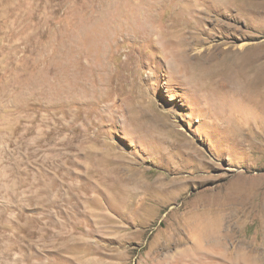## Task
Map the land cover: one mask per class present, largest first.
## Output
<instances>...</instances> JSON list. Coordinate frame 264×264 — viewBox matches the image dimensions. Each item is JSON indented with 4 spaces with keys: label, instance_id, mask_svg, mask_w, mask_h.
<instances>
[{
    "label": "rangeland",
    "instance_id": "obj_1",
    "mask_svg": "<svg viewBox=\"0 0 264 264\" xmlns=\"http://www.w3.org/2000/svg\"><path fill=\"white\" fill-rule=\"evenodd\" d=\"M236 1L0 0V264H264V99L176 66L264 40Z\"/></svg>",
    "mask_w": 264,
    "mask_h": 264
},
{
    "label": "bare ground",
    "instance_id": "obj_2",
    "mask_svg": "<svg viewBox=\"0 0 264 264\" xmlns=\"http://www.w3.org/2000/svg\"><path fill=\"white\" fill-rule=\"evenodd\" d=\"M236 2H239V0ZM240 6L236 3L226 7L230 8L233 16L232 8L238 13L241 12ZM181 9L186 11L190 8L189 6H182ZM233 17L236 20L237 16ZM189 27L199 29L197 25L186 23L181 26L183 37L180 43L181 56H178L181 62H177L176 65L178 69H183L186 73L189 72L190 79L197 83L198 89L202 93L206 92L208 94V97L204 98L205 102H210V105L220 104L216 110L218 114L223 115L224 113L222 98L223 95H226L230 98L227 101L232 103L239 101L241 108L250 112L252 116L255 115L256 105L264 99V86L262 85V83L264 84V49L261 51L254 49L255 45H264V40L255 44L248 43L238 46L223 40L200 48L199 44L203 42L202 38L185 36L186 33H193L192 29H188ZM200 33L202 32L200 31ZM208 37L204 40H207ZM193 45L198 47L194 48ZM193 49H195V52L191 53ZM236 98L238 99L236 100ZM241 102L244 104L241 105ZM262 108L264 113V103ZM169 145H173V143Z\"/></svg>",
    "mask_w": 264,
    "mask_h": 264
}]
</instances>
